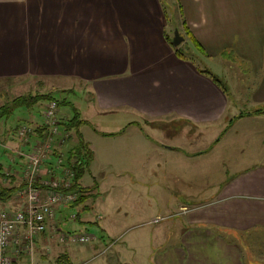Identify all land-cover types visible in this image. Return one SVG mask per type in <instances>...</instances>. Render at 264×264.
<instances>
[{"label": "crops", "instance_id": "1", "mask_svg": "<svg viewBox=\"0 0 264 264\" xmlns=\"http://www.w3.org/2000/svg\"><path fill=\"white\" fill-rule=\"evenodd\" d=\"M162 3L0 0V79L29 73L55 78L64 89L83 87V91L76 90L86 102L83 109L66 98L74 109L77 107L78 117L80 112L87 119L89 111L96 115L119 112L118 117L121 111L130 112L135 118L123 122L121 134L125 130L139 132L145 120L158 119L200 128L201 135L192 138L174 133L164 137L168 138L166 143L137 133L139 136L116 137L117 141L109 144L84 137L80 130L84 122L78 125L93 151L87 171L95 185L84 183V173L79 178L86 198L94 196L92 202L86 198L80 202L84 201L88 210L95 207L98 213L97 218H86L101 229L93 248L118 232L121 218L133 216L138 208L137 202L125 206L118 196H130L135 201L144 196L152 198L153 194L146 191L158 190L159 178L153 175L157 177V169L166 162L160 163V154L178 152V160L183 161L215 148L203 177L202 173L197 177L182 169L169 171L166 183L162 182L179 193L172 196L166 212L156 214L162 215L156 222L166 221L150 230L145 246L147 262L122 257L119 263L254 264L246 256L242 238L253 236L264 246V112L245 111L264 107V0H173L170 14L175 13L182 44L190 36L199 45L195 49L199 54L183 56L167 39L168 12ZM201 68L221 78L226 90ZM240 111L244 113L239 116ZM8 113L0 114V130L9 124ZM62 114L63 119L74 115L67 110ZM211 127H216L214 135L218 136L197 146ZM150 144L154 148L146 150ZM140 171L149 174L150 181H139L135 175ZM106 173L122 177L105 181ZM14 184L0 180V187L7 186L0 194V208L25 206L18 192L23 181ZM76 190L78 194L79 188ZM102 193L104 196L96 200ZM72 205H57L54 218L45 231L34 236L31 246L26 245L18 227L9 246L11 264H31L28 261L35 253L45 258L54 250L67 258V249L54 238L53 229L54 225L58 229V220ZM107 258L111 260L105 257L100 264H111Z\"/></svg>", "mask_w": 264, "mask_h": 264}, {"label": "rangeland", "instance_id": "2", "mask_svg": "<svg viewBox=\"0 0 264 264\" xmlns=\"http://www.w3.org/2000/svg\"><path fill=\"white\" fill-rule=\"evenodd\" d=\"M172 2L173 0H163L162 3L164 11L168 12L167 15L168 22L166 28L168 29L169 32L168 35L171 38L173 36L174 28L177 27L175 24L176 19H174L175 18L174 11L171 12L170 14V8L172 7ZM186 42L188 44H191L189 40H187ZM194 53H198V52H196L194 49ZM73 88L64 89L61 87V83L55 78L35 77L30 75L29 73L26 75H16V77L9 79H0V105L2 104L1 105L2 107L4 105H7L6 112H9L8 117H6L9 120V124L8 125L4 124V127L0 130V180L5 181L6 184L15 183L14 185H16L21 181H23L24 183L25 158L22 152L29 150L31 148V145L34 143L35 139H38L39 137L49 136L48 131L44 129V126L46 128L44 122V109L46 107L47 102L51 98L37 100L36 102H34L29 106L28 105L15 106L12 103V98L21 94H29V93H41L48 91L54 93V95L58 97L57 99L58 102L56 100L57 102L56 119H57V124L59 126L58 130L63 131L60 125L61 123L60 121L63 120L62 117L63 110H67L70 115L74 114L75 110H77V107L76 109H74L70 101L67 100L66 98L70 99L71 101H74L76 105H78V107H80L81 109L86 107V102H83L81 94L76 92L77 89L81 90L83 89V87L80 88L78 87L76 88V90L75 89L72 90ZM63 89L64 91H62ZM68 91L71 93H69ZM65 99L66 102H63V100ZM59 102L60 104H58ZM4 108L5 107H3L2 109L4 110ZM240 112L241 114L244 113L242 111ZM246 112L247 111H245V113ZM110 113H106L107 115L104 114L96 115L89 111L87 116L89 122H84L80 126V130H82L83 136L89 137L90 139L92 138V140H94L93 141L94 143L98 142L95 141V139L98 138L100 141L105 140V143L111 144L117 141L116 137H135L137 133L138 134L140 133L139 134L140 137L159 138L164 143H166L168 139V138L164 139V137H172L171 134L174 133H176V136L189 134L191 135L192 138L195 137V134L201 135L199 134L201 133L199 127H196L194 125H188L180 121L169 122L162 119L151 120V121L145 120L146 123L142 125V128H140L139 132L138 131L136 132L134 130H125L126 133L121 134L119 133V130H121L120 128H123L122 125L123 122H127V120H133L135 117L132 116L134 115H132L130 112L121 111L120 116L118 117L116 114L119 112H115V115H113V113L112 115H108ZM246 114H251V113H246ZM80 115L81 114L79 112V117L83 116ZM106 119H109L110 121H106ZM22 124H24L29 128V130L26 132L25 135L27 139H24L23 137H20L18 135V127L21 126ZM150 124L153 126H151ZM39 126H43L44 129L41 131L42 132L41 134H39L38 131L35 130V127H39ZM154 126H157L159 128L157 129V127ZM215 129L216 127L207 128L204 134L202 133L203 135L200 137L199 141L196 143L197 146H201L200 144L203 143L208 144L207 142L210 140L209 138L218 136V135H214L216 134L214 132ZM65 131L66 130H64L63 132L65 133ZM54 137H56V135ZM65 137H67L66 143L69 141L73 142V139H75V134L73 130L71 131L67 130V134L65 135ZM103 137H110V138L108 139ZM74 143L75 141L71 145H73ZM188 145L186 144L185 146L187 147ZM69 146L70 145L66 147ZM144 148L146 150H152L154 148V145L153 144L146 145ZM145 149L143 150V152H145ZM216 149L219 148L217 147ZM161 150L164 151L163 148H161ZM214 151L215 148H212L207 152V154L204 153L205 155L201 154L197 158H190V160H188L186 157L184 158L183 161L178 160V156H176L179 155L178 152H170L172 153L170 155L167 152H163V154H160V163H162L164 159L166 162L165 164L162 163L160 165L159 167L160 169L159 168L157 169V177L153 175L154 179L159 178L160 182L157 181L160 184L158 186V190L146 191L149 195L150 193L153 194L152 198L150 196L148 197L144 196L142 199H135V201L130 196L117 195L118 197H120L119 198L120 203H124V205L126 206L127 204L130 205V203L137 202L138 208L135 209L136 212H134L133 216H125L123 217V219L121 218L120 220L121 222L119 224V228H120L119 231L116 232L115 234H109V236L105 237L104 241L100 242L99 245H97L95 248H93V244L99 237L101 229L98 224H95V222L93 223L89 222L86 218H97V214H98L97 210H95V207L89 210L86 209L84 206V201L75 203L74 205L68 207L66 216L58 220L57 222L58 229L57 230L55 229L56 234L54 238H56V240L59 241L60 239L58 238V236L61 232H71V233L89 232L93 234L92 239L88 242H75V241L72 242L69 240L60 241V244H62L63 248L67 249L69 258L68 257L66 258V254L65 256L64 255L59 256L61 252L58 253V255H56V252L54 250L48 253V255L45 258L41 256L39 253H35V255H33L32 257V260L28 262H30L31 264H81V263L100 264L101 261H104L105 257H110L111 260L107 258V260L105 261H112L111 264H120L119 263L120 260L118 259L125 257L126 259H129L130 262L141 261L142 263L143 262L146 263L147 262L146 254L148 252L146 251L145 246L149 240L148 238H149L150 230L152 229V227H156L159 224L160 225L165 224L166 221L165 219H163L160 220L159 222H152V218L157 216L156 214L158 213L163 214L164 212H166L165 208L168 207L169 203L171 202L172 196H176L175 194L179 193V191L176 192L173 189H170L169 188L170 184L163 185L164 183H166L167 176H169L168 172L169 171L176 172L178 170H181L182 172V169H185V171L188 172L190 170L191 171L190 175L192 176L194 175L199 177V174L202 173L201 177H203L204 168L210 164L209 161L214 159V154H215ZM54 155L55 153L50 154V156L44 162V166H49V163H51V161L52 163L50 166L53 167L55 165ZM150 159H148V162L150 161ZM21 164H23V166H21ZM142 166L145 167V164ZM17 170H21V171L17 172ZM124 176L126 178L128 175L125 174ZM135 176L141 182L150 181L149 179L150 175L145 172L140 171ZM104 177H105V181H110V179H118V178L121 179L122 174L115 175L111 173H106ZM160 177L163 178L161 179ZM92 179L93 177L86 169L84 171V178H83L84 183L95 185ZM17 186H18L17 188L19 189L21 185L19 184ZM6 187L7 186H1L0 188L5 189ZM103 196L104 195L102 193L99 197L98 196L96 197V200L102 198ZM112 196L113 198H115L114 191L112 193ZM89 197L86 198V200L89 199L88 202H92L94 196L90 195ZM70 204H72V202ZM140 206L147 208L149 207L148 209L150 208L153 209L146 211V209L142 210L143 208H141ZM109 208L110 211H112V206H109ZM72 214H75L76 216L75 215L72 216ZM100 224H102V219L100 221ZM261 243L262 241L260 239H257L250 235L242 238L244 251H246V256L251 263L254 262V264L255 263L264 264V246H261L260 245ZM132 245H134L136 248L133 249ZM28 247L29 246H27V248ZM29 254L30 252H28V255ZM59 257L63 258V260H59Z\"/></svg>", "mask_w": 264, "mask_h": 264}, {"label": "built area", "instance_id": "3", "mask_svg": "<svg viewBox=\"0 0 264 264\" xmlns=\"http://www.w3.org/2000/svg\"><path fill=\"white\" fill-rule=\"evenodd\" d=\"M56 114V100L50 99L44 109L45 130L49 136L35 139L31 148L22 152L25 158V180L18 192L24 198L25 206L18 209L0 208V264L12 262L9 246L18 227L22 229V239L26 245L31 246L34 236L45 231L48 222L54 218L57 205L69 204L77 197V190L72 187L73 162L70 160L69 163H64V150L61 148L67 144V131L64 133V130H58ZM28 130L22 124L18 127V135L27 139L25 135ZM51 153H55V165L51 167V161L49 166H44ZM161 218V215H157L152 221L156 222ZM55 229L56 225L53 230ZM92 237L93 234L89 232H61L58 236L60 241L72 242H88Z\"/></svg>", "mask_w": 264, "mask_h": 264}, {"label": "trees", "instance_id": "4", "mask_svg": "<svg viewBox=\"0 0 264 264\" xmlns=\"http://www.w3.org/2000/svg\"><path fill=\"white\" fill-rule=\"evenodd\" d=\"M179 33L181 34V31L179 30ZM186 35H188V31H185ZM189 36V35H188ZM167 39L171 42V37L167 35ZM189 40L191 44H188L185 42L182 44L180 42L177 45H174L175 52L181 56L183 55H194V49H197L196 46H199L198 43H195L194 39L189 36ZM192 40V41H191ZM172 43V42H171ZM203 72L208 73L214 81H216L218 84L222 86L224 90H226V84L224 81L219 78L215 73H213L210 69L208 68H201L200 69ZM64 90V89H63ZM46 98H51L57 100L58 97L54 95V93L48 91V92H41V93H29V94H21L18 96H15L12 98V103L15 106L18 105H31L37 100L40 99H46ZM58 102V100H57ZM56 102V103H57ZM63 102H66V99L63 100ZM60 104V102L58 103ZM3 107L4 110L2 109ZM0 106V114L7 113V105ZM264 112V107H258L253 110L247 111L246 113H260ZM242 115L241 113L239 116ZM60 125L63 130H73L75 137H76V142L73 145H70L69 147H66L64 149V163H69L71 160L73 162V170H74V177H73V185L72 187L74 188H79V193L77 194V197L72 201V204L78 203L81 200H84L86 198V188L84 186L80 185L79 178L81 175L84 173V171L87 169L88 164L92 160L93 156V151L91 148H89L87 142L83 139L82 134L78 131L77 127L80 123L82 122H89L88 119H84L82 117H78V112L77 110L75 111L74 115L71 118L63 119L60 121ZM45 129V126H44ZM43 126L35 127V130L38 131L39 134H41ZM7 189V188H5ZM10 189V188H8ZM3 188L0 189V194L3 192ZM14 190V187L11 188V191ZM70 204V203H69Z\"/></svg>", "mask_w": 264, "mask_h": 264}, {"label": "water", "instance_id": "5", "mask_svg": "<svg viewBox=\"0 0 264 264\" xmlns=\"http://www.w3.org/2000/svg\"><path fill=\"white\" fill-rule=\"evenodd\" d=\"M183 39V36L179 33V30L177 27L174 28L173 36L171 39L172 44L177 45L179 44Z\"/></svg>", "mask_w": 264, "mask_h": 264}]
</instances>
